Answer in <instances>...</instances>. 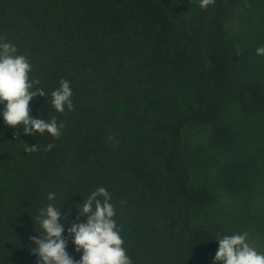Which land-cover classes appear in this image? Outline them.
<instances>
[{
	"label": "trees",
	"instance_id": "obj_1",
	"mask_svg": "<svg viewBox=\"0 0 264 264\" xmlns=\"http://www.w3.org/2000/svg\"><path fill=\"white\" fill-rule=\"evenodd\" d=\"M234 3L0 0V36L28 57L47 94L30 101V115L65 125L59 138L26 135L4 123L0 103V264H36L33 217L50 203L61 207L66 251L79 261L67 228L86 222L75 207L101 186L133 264H214L217 234H227L192 224L212 197L192 184L182 133L207 124L216 142L230 141L219 122L234 95L245 113L264 112V81L235 82L226 32ZM62 78L74 105L63 114L51 104Z\"/></svg>",
	"mask_w": 264,
	"mask_h": 264
},
{
	"label": "rangeland",
	"instance_id": "obj_2",
	"mask_svg": "<svg viewBox=\"0 0 264 264\" xmlns=\"http://www.w3.org/2000/svg\"><path fill=\"white\" fill-rule=\"evenodd\" d=\"M234 2L226 32L240 77L235 82L243 87L249 80L264 81V56L256 54L264 46V0ZM263 121L264 112L257 116L245 113L234 95L219 122V127L229 131L231 142L228 138L216 142L207 124H188L182 133V152L192 184L207 188L212 197L194 209L192 224L218 228L227 235L247 231L249 243L259 252H264Z\"/></svg>",
	"mask_w": 264,
	"mask_h": 264
},
{
	"label": "clouds",
	"instance_id": "obj_3",
	"mask_svg": "<svg viewBox=\"0 0 264 264\" xmlns=\"http://www.w3.org/2000/svg\"><path fill=\"white\" fill-rule=\"evenodd\" d=\"M214 4L215 0H199L201 9H207ZM245 7L251 5L245 4ZM236 54H241L239 49ZM256 54L264 56V46L258 47ZM32 70L28 57L18 54L17 47L0 36V103L5 105L2 113L4 123L12 128H22L26 135H42L47 132L53 138H59L65 126L63 122H58L54 116L46 120L30 115V101L37 96H47L43 88L35 87L40 84V80L30 78ZM59 85L51 93L52 106L56 112L62 114L65 108L74 111L70 82L62 78ZM53 147L50 143L46 150ZM37 150L36 144L25 148L27 153ZM55 198V193L48 194L49 201ZM111 199V194L101 186L84 198L83 204L75 207L77 220L86 216V222L73 223L67 228L75 251L82 250L79 261L74 260L66 251L68 240L63 235L65 227L61 221V207L50 203L41 208L38 215L33 217L35 226L38 225L41 231L38 232L39 236L30 237L31 242L36 245L30 249L31 254L38 257L36 264H133L123 246L125 242L114 219L116 210L110 202ZM120 203L123 205L125 201ZM70 215L71 209L64 220L67 221ZM249 236L247 231L232 235L218 233L216 241L219 247L215 253L214 264H264V252L257 251L249 243Z\"/></svg>",
	"mask_w": 264,
	"mask_h": 264
}]
</instances>
